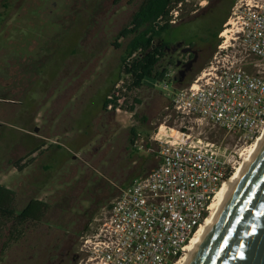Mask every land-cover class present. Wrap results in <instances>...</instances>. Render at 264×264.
<instances>
[{
  "label": "rangeland",
  "instance_id": "374dc122",
  "mask_svg": "<svg viewBox=\"0 0 264 264\" xmlns=\"http://www.w3.org/2000/svg\"><path fill=\"white\" fill-rule=\"evenodd\" d=\"M141 1L0 0V184L15 191L17 211L31 198L48 203L44 217L18 236L0 221V264H78L81 231L103 216L117 195L114 183H129L156 164L152 153L131 145V128L134 141L147 146L162 121L189 127L227 147L234 168L254 141L206 120L179 118L169 106L173 88L187 85L215 55L221 59L218 45L247 70L264 72L239 40L220 36L236 0H182L162 34L170 47L161 64L172 88L146 78L125 92L120 57L128 38L116 37ZM192 50L196 59L181 78ZM114 92L122 96L120 108L106 111L102 102Z\"/></svg>",
  "mask_w": 264,
  "mask_h": 264
},
{
  "label": "built area",
  "instance_id": "2783aa9c",
  "mask_svg": "<svg viewBox=\"0 0 264 264\" xmlns=\"http://www.w3.org/2000/svg\"><path fill=\"white\" fill-rule=\"evenodd\" d=\"M232 14L224 31L264 65V0H236ZM224 50L218 45L221 59L215 55L187 85L172 89L169 106L179 118L206 120L252 142L264 129V72L247 70ZM152 81L172 88L168 69ZM115 92L108 98L117 97V110L122 96ZM133 144L156 164L127 186L114 183L117 195L103 216L81 231L78 264H176L234 168L227 147L166 121L147 146Z\"/></svg>",
  "mask_w": 264,
  "mask_h": 264
},
{
  "label": "trees",
  "instance_id": "16d2710c",
  "mask_svg": "<svg viewBox=\"0 0 264 264\" xmlns=\"http://www.w3.org/2000/svg\"><path fill=\"white\" fill-rule=\"evenodd\" d=\"M181 2L182 0H142L133 12L128 26L119 31L117 39L128 38L120 57V71L128 77L129 84L126 85L128 89L140 88L146 78L158 81L163 78L167 68L161 64V61L170 47V42L165 40L162 34L173 26L170 21L172 18L170 12ZM218 32L219 28L214 31L213 37L216 38ZM113 44L116 47L120 46V43L116 41ZM201 68L202 66L197 72ZM116 99V96L104 98L102 108L108 111L107 106L112 103L114 110L118 105ZM134 102L139 100L135 99ZM133 109L134 105H131L129 111L132 112ZM130 134L129 141L133 145L137 134L136 129L131 128ZM132 149L137 150L133 147ZM36 150L38 148L33 152ZM32 158L25 162L19 159L18 162H22L18 165L19 170L27 166L26 162H32L34 160ZM130 182L121 183V185L127 186ZM14 200L15 191L0 184V221L9 222L11 229L15 230L18 236L24 225L38 222L44 217L48 210V203L43 199L31 198L21 210L17 211L14 208Z\"/></svg>",
  "mask_w": 264,
  "mask_h": 264
},
{
  "label": "water",
  "instance_id": "95a60500",
  "mask_svg": "<svg viewBox=\"0 0 264 264\" xmlns=\"http://www.w3.org/2000/svg\"><path fill=\"white\" fill-rule=\"evenodd\" d=\"M187 264H264V140Z\"/></svg>",
  "mask_w": 264,
  "mask_h": 264
},
{
  "label": "bare ground",
  "instance_id": "6f19581e",
  "mask_svg": "<svg viewBox=\"0 0 264 264\" xmlns=\"http://www.w3.org/2000/svg\"><path fill=\"white\" fill-rule=\"evenodd\" d=\"M228 23L231 24L232 21L229 20ZM225 31L226 33H224ZM225 31H223L221 35L224 34L223 36L228 37L227 30ZM263 140L264 129L262 133L252 142L249 148H247L245 152H241V161L234 168V171L231 173V175L224 180L221 188L218 190L214 200L210 205L209 214L207 215L206 219L201 223V225L197 228L189 243H187V245L185 246V252L181 256V258L176 262V264H187L189 262L192 255L202 242L207 231L213 224V221L217 217L219 211L222 209L224 203L226 202L234 187L238 183L239 179L243 175L245 168L248 166L249 162L257 152Z\"/></svg>",
  "mask_w": 264,
  "mask_h": 264
},
{
  "label": "flooded vegetation",
  "instance_id": "af4514ba",
  "mask_svg": "<svg viewBox=\"0 0 264 264\" xmlns=\"http://www.w3.org/2000/svg\"><path fill=\"white\" fill-rule=\"evenodd\" d=\"M193 52L196 53V50H192V51L188 52V60L193 57V55H194ZM193 63H192V65H193ZM192 65L188 70H186L184 73H182L181 78H183L187 74V72L192 68Z\"/></svg>",
  "mask_w": 264,
  "mask_h": 264
}]
</instances>
